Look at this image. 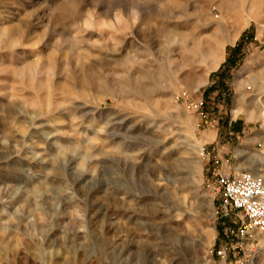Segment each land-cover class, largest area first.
Masks as SVG:
<instances>
[{
  "label": "rangeland",
  "instance_id": "rangeland-1",
  "mask_svg": "<svg viewBox=\"0 0 264 264\" xmlns=\"http://www.w3.org/2000/svg\"><path fill=\"white\" fill-rule=\"evenodd\" d=\"M235 170L264 178V0H0V264H264L215 215Z\"/></svg>",
  "mask_w": 264,
  "mask_h": 264
},
{
  "label": "built area",
  "instance_id": "built-area-1",
  "mask_svg": "<svg viewBox=\"0 0 264 264\" xmlns=\"http://www.w3.org/2000/svg\"><path fill=\"white\" fill-rule=\"evenodd\" d=\"M209 186L216 201L217 217L227 218L235 211L243 213L238 236L264 232V178L248 170H235L217 175ZM250 263L248 260L247 264Z\"/></svg>",
  "mask_w": 264,
  "mask_h": 264
}]
</instances>
